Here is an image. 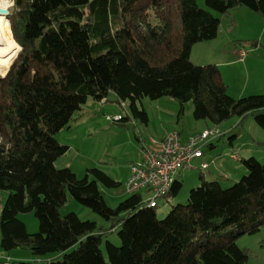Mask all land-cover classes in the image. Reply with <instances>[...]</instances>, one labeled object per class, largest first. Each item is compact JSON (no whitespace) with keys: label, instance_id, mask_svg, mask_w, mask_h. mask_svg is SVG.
<instances>
[{"label":"trees","instance_id":"trees-1","mask_svg":"<svg viewBox=\"0 0 264 264\" xmlns=\"http://www.w3.org/2000/svg\"><path fill=\"white\" fill-rule=\"evenodd\" d=\"M13 2L8 18L21 50L0 76V192L9 193L0 214L2 251L57 253L48 264H249L236 238L264 226V163L257 158L242 160L248 174L229 188L202 176L188 203L159 219L160 203L148 208L140 193L108 206L103 188L121 183L100 169L83 178L58 169L55 162L69 147L55 136L89 98L103 101L111 92L144 119L137 101L172 97L181 111L192 101L197 121L220 125L252 115L264 129V93L236 99L217 65L191 61L196 44L219 36L222 18L215 13L246 7L264 19V0H205L207 8L196 0ZM149 9L157 25L148 21ZM182 187L176 178L168 196ZM69 198L109 226L61 214ZM29 212L39 220L35 234L18 218ZM113 233L121 245L110 241Z\"/></svg>","mask_w":264,"mask_h":264},{"label":"rangeland","instance_id":"rangeland-1","mask_svg":"<svg viewBox=\"0 0 264 264\" xmlns=\"http://www.w3.org/2000/svg\"><path fill=\"white\" fill-rule=\"evenodd\" d=\"M11 1L13 3V0ZM196 1L201 8H207L205 0ZM13 7L14 5L8 10L11 12ZM239 8L241 9H233L229 15L234 18L229 16H224V18L215 13L222 18L219 36L214 40L196 44L191 53V61L194 64L219 67L229 95L236 99L264 93V65L254 64V67L246 70L244 63L232 66L216 64L228 59L231 49L235 48L240 38L249 37H252L250 38L252 43L246 45L248 54L253 52L252 56L256 57L254 63L264 61V19L246 7ZM148 14V21L152 25H157L159 20L154 12L149 9ZM257 17L260 22L256 21ZM233 20L237 23L236 28ZM260 35H262L261 40L263 37V47L256 46L259 41L257 36ZM246 87L247 92L240 95L239 93L245 91ZM252 89L257 90L250 92ZM193 108L192 101L185 103L181 111V104L172 97H163L158 100L147 97L137 101V109L146 112L147 119H144L135 112L129 101L125 103L119 101L115 93H109L103 101L89 98L82 110L74 115L69 126L55 136L60 144L69 147L67 153L57 159L55 165L58 169L71 168L79 178H83L88 169L97 168L121 183L119 188H103L108 206L116 208L130 196L125 187L130 165L140 159L144 143L150 142L151 138L160 139L174 129L179 130L183 135L196 133L205 127L217 131L214 142L212 141V144L204 149L210 168L181 171L177 175V180L183 184L181 191L177 195H170L159 201L157 215L159 219H164L174 206L188 203L191 190L201 184L202 176L208 182L218 181L224 188H229L248 174L242 160L255 157L264 163V129L256 123L252 115L245 119L231 117L220 125H214L210 121L195 120ZM120 116L130 118L129 123L109 119V117L115 119ZM234 136L236 138L231 141ZM233 154L240 156L239 161L231 158ZM196 166H198L197 163ZM8 195V192H0V214ZM60 212L63 215L74 212L81 220L96 222L99 227L109 226L106 220L72 198H69ZM18 218L25 223L28 233L39 232V220L33 212L20 213ZM109 239L115 245H121L116 233L111 234ZM236 243L240 248L248 251L249 264H264V226L255 234L239 235ZM103 249L105 250V244H103ZM0 256L8 264H48L47 262L56 259L58 254L52 253L37 257L31 251L22 248L4 253L1 248L0 233Z\"/></svg>","mask_w":264,"mask_h":264},{"label":"built area","instance_id":"built-area-1","mask_svg":"<svg viewBox=\"0 0 264 264\" xmlns=\"http://www.w3.org/2000/svg\"><path fill=\"white\" fill-rule=\"evenodd\" d=\"M247 51L240 52V59L244 61ZM122 116L112 119L118 121ZM217 136V131L206 129L190 136L182 137V133L174 129L164 140H152L140 153V159L130 165V174L126 182L128 194H142L148 208H156L159 201L170 193L177 175L181 171L196 169V161L204 159L205 148ZM233 160H239L238 154L231 155ZM209 163L203 161L198 169L208 170ZM8 264V263H5Z\"/></svg>","mask_w":264,"mask_h":264},{"label":"crops","instance_id":"crops-1","mask_svg":"<svg viewBox=\"0 0 264 264\" xmlns=\"http://www.w3.org/2000/svg\"><path fill=\"white\" fill-rule=\"evenodd\" d=\"M238 9H241V8H238ZM237 11H240V10H237ZM230 18H234V16H229ZM225 18V17H224ZM256 19V21H258V22H260V20H259V18L257 17V18H255ZM233 25H234V27L236 28L237 27V23L235 22V20H233ZM222 27V26H221ZM261 36L262 35H260L259 37L257 36V40H259L258 41V43H257V47H263V43H262V40H263V37H262V40H261ZM250 38H252V37H249V38H245V39H239V40H241V41H245V40H251ZM252 41V40H251ZM238 44H239V46H238ZM238 44H236L235 45V48H232L231 50V54H230V56L228 57V59H224V60H222V61H219L218 63H216V64H219V65H222V66H232V65H239V64H241V63H244V67L246 68V70H248L249 69V67H254V64H256V66H262V65H264V61L262 62H256V63H254V61H256V57H254V56H252V53L249 55V54H247V57H246V59L244 60V61H242L241 59H240V52L241 51H248L247 49H246V45H248V44H245V43H243V44H240V43H238ZM248 53V52H247ZM260 58V57H259ZM258 59V58H257ZM263 88H264V85H263ZM257 89H252L250 92H254V91H256ZM247 92V87H246V89H245V91H242L241 93H239L240 95H244L245 93ZM250 94V93H249ZM129 120H130V118H127V119H125V122H127V123H129ZM207 124V123H206ZM206 129H211V128H209V127H205V128H202V130H199V131H197L196 133H199V132H202V131H204V130H206ZM182 133V132H181ZM196 133H187L186 135H183L182 134V137L186 140V139H188L190 136H192V135H194V134H196ZM166 136H164V137H162V138H160V139H154V138H151L150 140L152 141V140H158V141H161V140H164V138H165ZM151 141L150 142H148V143H144L143 145H142V148H141V150H143L146 146H148V145H150L151 144ZM214 142V141H213ZM211 144H212V142H211ZM231 144H233V142H231ZM214 146V145H213ZM141 153V152H140ZM240 157V156H239ZM203 161H206V158L204 157V159H200V160H197L196 161V163H197V165L198 166H196L197 167V169L199 168V166H200V163L201 162H203ZM236 161V160H235ZM237 161H239V160H237ZM206 162H208V161H206ZM196 163H195V165H196ZM132 164V163H131ZM210 165V164H209ZM209 168H210V166H209ZM208 168V169H209ZM129 172H130V170H129ZM130 174V173H129ZM2 256V255H1ZM0 256V259L1 260H3V261H5L2 257Z\"/></svg>","mask_w":264,"mask_h":264},{"label":"bare ground","instance_id":"bare-ground-1","mask_svg":"<svg viewBox=\"0 0 264 264\" xmlns=\"http://www.w3.org/2000/svg\"><path fill=\"white\" fill-rule=\"evenodd\" d=\"M11 0H0V8L9 9ZM21 47L13 38L10 21L6 15H0V75L5 76Z\"/></svg>","mask_w":264,"mask_h":264},{"label":"water","instance_id":"water-1","mask_svg":"<svg viewBox=\"0 0 264 264\" xmlns=\"http://www.w3.org/2000/svg\"><path fill=\"white\" fill-rule=\"evenodd\" d=\"M12 5H14V2L12 3ZM0 15H6L7 18L9 17L10 15V11L6 8H0ZM8 72V71H7ZM7 74V73H6ZM4 77V76H2Z\"/></svg>","mask_w":264,"mask_h":264}]
</instances>
